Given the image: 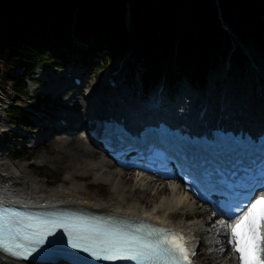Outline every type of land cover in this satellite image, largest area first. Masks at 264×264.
<instances>
[{
  "label": "trees",
  "instance_id": "16d2710c",
  "mask_svg": "<svg viewBox=\"0 0 264 264\" xmlns=\"http://www.w3.org/2000/svg\"><path fill=\"white\" fill-rule=\"evenodd\" d=\"M223 23L237 41L254 39L264 55V0H0V85L8 95L33 99L27 81L37 69L58 65L57 48L70 34L91 59L133 45L137 59L149 62V78L165 63L202 77L227 54L224 42L234 40ZM237 41L230 56L244 65L248 57ZM8 109L15 121L32 125L18 106Z\"/></svg>",
  "mask_w": 264,
  "mask_h": 264
},
{
  "label": "bare ground",
  "instance_id": "6f19581e",
  "mask_svg": "<svg viewBox=\"0 0 264 264\" xmlns=\"http://www.w3.org/2000/svg\"><path fill=\"white\" fill-rule=\"evenodd\" d=\"M127 17L130 24L129 13ZM231 69H227L228 74H231ZM86 71L87 67H79L69 70L64 75L71 72L72 74L83 76ZM130 74H133V69ZM177 74L176 67L173 71L170 87L167 91L164 90L167 95L169 93L172 94L176 90L180 91L182 87L183 83H174L178 77ZM137 75H139L138 78H133L132 82H129L110 72L102 81L103 89H97L94 92L89 91L87 95L84 94L80 86L81 84H72L67 78L64 80L65 83L56 82L49 84V91L55 95H60L63 92L59 88L60 85H65L71 90L61 103L62 111L60 113L61 116L66 115L68 117L69 123L64 127L53 121V117L43 119V122L41 124L38 123V126L45 127L47 131L36 137V143L32 145V148L41 147L39 151L42 152V157L39 163L50 161L56 162L59 165H65L68 170L64 180L68 181L69 185L64 186L62 184L47 188L45 186L46 179L42 182L34 175L28 173L27 169L29 167L27 165L18 164L13 165L12 169L15 175L11 179L4 171L5 166L1 162L0 149V200L6 203H16V205L25 206L78 208L91 213L142 222L150 221L159 225L170 226L186 233L189 239L194 242V245L198 242H200L202 247L206 245V253L211 255L209 264H236L238 257L233 251L232 244L229 243V232L221 224V222L225 224L234 222L224 221L211 213H208V219L198 217L196 214L206 209L193 201L189 194L183 190V185L177 182H157L156 179L148 178L145 175H134L132 183L128 186L126 184L127 179L123 174L124 171L113 165L108 158L97 150L96 141L92 139L88 143L79 130L75 131V124L79 125V127L83 125L85 130L87 129L83 123L84 116L87 115L90 108L92 110L101 109V104L96 103L99 100L106 99L105 104L108 110L104 113V116H113L115 115L114 109L120 108L116 100L118 97H113L111 94L115 91L119 92L121 87L119 89L111 87V82H108L109 78L122 85L128 84L130 90L133 92H138L140 85H142L144 88L140 91L143 92L147 88L143 70L138 71ZM213 78L214 85L211 82L212 80H209L204 87L196 88V85L193 86L191 84L189 89L181 92L185 99L192 100V103L196 102L191 109H195L198 113L213 112V115H216L219 104L225 103L230 98L233 100L231 108L237 110L264 108V97L258 98L256 94L259 92L252 88L251 84L247 87L245 86L247 81H245L244 75H233L230 82L226 80L224 75ZM256 79L251 78V81ZM50 80L53 81L55 79ZM221 83H224L223 88L219 87ZM238 86L242 87L239 89ZM244 89L245 91H243ZM250 91H252L251 95ZM82 101H84V109L81 106ZM0 102H2L1 96ZM41 119L39 117V120ZM90 119H92L91 115ZM69 129L74 130V132H69L70 134L66 136H60L59 133H66ZM9 131H11V128L5 124L0 114V147H4V142L1 138L9 134ZM85 177H92L93 181L99 184H108V199L104 200L100 198L101 196L98 197V195L90 194L88 191L89 185L83 186L79 182ZM131 187L142 188L144 194L148 191L153 192V197L156 200H153L154 202L150 207L143 206L141 200H129L128 192ZM192 213L193 219H188L187 217ZM0 264L40 263L16 260L0 252ZM198 264H201L200 260H198Z\"/></svg>",
  "mask_w": 264,
  "mask_h": 264
},
{
  "label": "rangeland",
  "instance_id": "374dc122",
  "mask_svg": "<svg viewBox=\"0 0 264 264\" xmlns=\"http://www.w3.org/2000/svg\"><path fill=\"white\" fill-rule=\"evenodd\" d=\"M127 25L129 24V18L126 17ZM224 25V23H223ZM232 34V33H231ZM233 35V34H232ZM235 36V37H234ZM234 40L236 42V35H233ZM232 41L224 42L225 47H227L226 55H220V62L218 64H212L209 70L205 73L204 76L201 75H182L177 74L175 84L178 82L188 83L196 88L204 87L209 80L214 85L213 77L222 76L226 77V80L230 82L233 75H244L245 86L247 87L251 84L252 88L258 90V98L264 97V55L257 44V42L250 38L246 37L244 39L245 43L237 41L239 46L243 47L245 50V54L248 57V61L244 65H239L230 55L231 50L236 49L237 46ZM85 44V43H84ZM81 41L74 36V34H70L68 39L64 41L58 48V52L63 54V58L59 57L54 59L57 62L58 67L52 69L49 67H43L42 69H37L30 79L27 81L28 89L31 95H34L33 99L17 98L13 93L3 92L0 85V96L2 97V102H0V114L3 118L5 124L11 128L7 135L3 136L1 140L4 142V147H0L1 149V162L4 163L5 169L4 171L12 178H14L15 173L13 172V165H27L29 168L28 173L30 175H34L42 182L46 179V187L50 188L53 186L64 185L68 186L69 182L64 180L66 176L68 168L65 165H59L56 162H42L39 163L42 152L39 151L41 148H32V145L36 141V137L40 134H43L47 131L45 127L38 126V123H42L43 119L47 117H53V121L56 122L59 113L62 111L61 103L67 97V95L71 92L69 88L60 93V95H55L53 92L49 91V82H44L43 84H38L36 82L37 79L47 80L48 78L57 79L64 78V73L69 70H74L77 68H86L87 71L84 72L82 79L84 80V84H82L81 88L84 91V94L87 95L89 91H96L97 89H103L102 81L106 78L107 74L112 72V74H116L119 77L132 82V79H136L139 77L137 75L138 71L143 70L144 79L146 84L148 85V90L153 91L154 89H164L168 90L170 87V81L173 76V71L176 68L174 65H170L165 63L164 66L157 72L156 77L149 78L148 77V69L149 62L144 60H138L135 55V50L133 45H128L122 47L117 53L104 55L103 53H99V56L93 57V59L89 58V54L85 53L87 49H84L85 52L80 49ZM70 48V52H67V49ZM86 48V47H85ZM215 60L212 61L214 63ZM143 66V67H142ZM231 69V74L227 73V69ZM133 69V74L130 72ZM251 78H257L256 80H252ZM242 85V84H240ZM9 86H12L10 84ZM224 83H221L219 87L223 88ZM242 86H238L240 89ZM2 89V90H1ZM106 89V86H105ZM44 90V91H43ZM262 90V91H261ZM245 91V89L243 90ZM41 94L45 96L46 101L40 102L35 97L37 94ZM250 91V95H251ZM221 94V93H220ZM95 96V94H93ZM84 101L81 102L82 109H84ZM87 104V103H86ZM18 106L26 115H29L32 120L31 126H25L18 121L12 118V112L8 109L10 107ZM87 107V105H86ZM39 117L42 118L39 120ZM85 117V116H84ZM83 123L86 125V118L83 119ZM80 132L82 133L84 139L89 143L90 138L86 137L84 134V126L80 127ZM86 133V132H85ZM60 136H66L68 134L59 133ZM99 152L100 150L97 149ZM16 151L21 152L23 155L20 159L16 160L13 156V153ZM101 153V152H100ZM31 164V166H29ZM127 181L126 184L129 186L132 183L133 176L128 172H123ZM80 184L83 186H88V191L92 195H98V197L107 200L109 197L108 184L106 183H97L93 181L92 177L82 178ZM153 192L143 193L142 188L139 187H131L128 192L129 200H141V203L145 207H150L153 200H156L153 197ZM210 213L208 210L203 212H198L196 215L201 219H208ZM188 219H193V213L187 217ZM206 245L202 247L200 252L199 260L201 264H209L210 263V254L206 253Z\"/></svg>",
  "mask_w": 264,
  "mask_h": 264
},
{
  "label": "snow or ice",
  "instance_id": "6c2138e0",
  "mask_svg": "<svg viewBox=\"0 0 264 264\" xmlns=\"http://www.w3.org/2000/svg\"><path fill=\"white\" fill-rule=\"evenodd\" d=\"M222 227L229 232V243L238 254L240 264H264V196L250 203L234 223ZM70 237L71 247L80 249L96 260H142L167 253L171 264H191L183 237L140 225L134 230L102 229L70 220H45L25 217L8 220L0 215V250L20 259H28L56 229ZM145 236H158L155 243Z\"/></svg>",
  "mask_w": 264,
  "mask_h": 264
}]
</instances>
